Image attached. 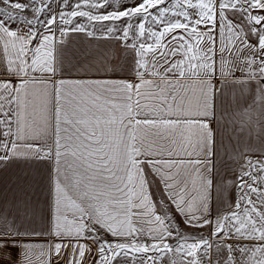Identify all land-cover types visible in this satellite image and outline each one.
I'll use <instances>...</instances> for the list:
<instances>
[{"label": "snow or ice", "instance_id": "6c2138e0", "mask_svg": "<svg viewBox=\"0 0 264 264\" xmlns=\"http://www.w3.org/2000/svg\"><path fill=\"white\" fill-rule=\"evenodd\" d=\"M118 261L264 264V0H0V264Z\"/></svg>", "mask_w": 264, "mask_h": 264}, {"label": "crops", "instance_id": "0c3cea01", "mask_svg": "<svg viewBox=\"0 0 264 264\" xmlns=\"http://www.w3.org/2000/svg\"><path fill=\"white\" fill-rule=\"evenodd\" d=\"M77 43L79 44L80 41H77ZM84 43L87 44L88 42H87V41H84ZM100 43L102 44L103 42H100ZM93 46H94V45H93ZM41 200H43V197H41ZM45 211H46V209H45ZM37 242H38V243H46V240H45L44 238H40V239H38Z\"/></svg>", "mask_w": 264, "mask_h": 264}, {"label": "rangeland", "instance_id": "374dc122", "mask_svg": "<svg viewBox=\"0 0 264 264\" xmlns=\"http://www.w3.org/2000/svg\"><path fill=\"white\" fill-rule=\"evenodd\" d=\"M117 264H120V262L118 261ZM165 264H167V261L165 262Z\"/></svg>", "mask_w": 264, "mask_h": 264}]
</instances>
